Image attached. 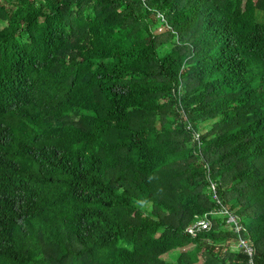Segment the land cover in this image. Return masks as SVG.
Returning <instances> with one entry per match:
<instances>
[{
  "label": "trees",
  "instance_id": "1",
  "mask_svg": "<svg viewBox=\"0 0 264 264\" xmlns=\"http://www.w3.org/2000/svg\"><path fill=\"white\" fill-rule=\"evenodd\" d=\"M240 238L264 264V0H0V264H246Z\"/></svg>",
  "mask_w": 264,
  "mask_h": 264
},
{
  "label": "built area",
  "instance_id": "2",
  "mask_svg": "<svg viewBox=\"0 0 264 264\" xmlns=\"http://www.w3.org/2000/svg\"><path fill=\"white\" fill-rule=\"evenodd\" d=\"M212 189H213V200L215 202H219V196L216 192V187L215 185H212ZM220 214L222 215H227L228 216V222L232 223L235 222L236 218L232 215L231 212H229L227 209H222V211H220ZM208 215L206 214L203 217L198 218L196 221H194V224L190 225L188 227V232L192 233L194 236L197 235V233L201 230H206L209 229L211 226V220L208 219L207 217ZM242 229L241 226H236L235 230L237 232H240ZM238 248L242 249L243 251H245V253L249 256L246 264H255V260H254V255L256 254V250L255 247L252 243H249V241H247L244 238H240L239 239V243H238Z\"/></svg>",
  "mask_w": 264,
  "mask_h": 264
}]
</instances>
